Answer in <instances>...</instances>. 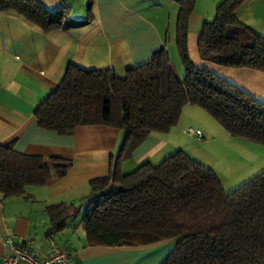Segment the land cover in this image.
Here are the masks:
<instances>
[{"label": "trees", "instance_id": "16d2710c", "mask_svg": "<svg viewBox=\"0 0 264 264\" xmlns=\"http://www.w3.org/2000/svg\"><path fill=\"white\" fill-rule=\"evenodd\" d=\"M174 1L183 77L174 72L166 45L123 77L110 67L70 64L57 88L36 107L35 117L40 127L59 134L93 124L125 132L108 174L89 181L91 191L80 217L88 244L127 246L173 238L174 247L160 264H264V170L229 192L214 170L181 148L156 164L144 162L128 173L121 170L130 151L149 133L168 132L187 104L204 109L230 136L264 144V101L194 64L187 37L196 0ZM243 2L217 4L214 17L201 24L198 50L220 65L264 72V34L238 19L236 11ZM91 4L89 0L88 12ZM8 11L45 32L90 21L88 15L72 23L66 20L69 5L49 9L43 0H0V12ZM51 160L57 163L18 152L12 142L0 143L1 196L22 195L30 186L66 174L70 164L57 157ZM80 206L46 205L48 231L63 229Z\"/></svg>", "mask_w": 264, "mask_h": 264}, {"label": "crops", "instance_id": "0c3cea01", "mask_svg": "<svg viewBox=\"0 0 264 264\" xmlns=\"http://www.w3.org/2000/svg\"><path fill=\"white\" fill-rule=\"evenodd\" d=\"M90 1L88 12L89 0H43L49 9L69 5L66 20L72 23L90 18L84 25L48 32L15 12H0V143L12 142L16 151L42 156L49 164L57 163L53 157L70 164L66 174L43 186H30L22 195L0 194V264L10 252L5 236L17 243L29 241L39 258L64 250L77 264H160L175 244L173 238L127 246L88 244L80 217L91 191L89 181L108 174L125 132L93 124L59 134L40 127L35 117L36 107L57 88L70 64L110 67L123 77L128 69L149 61L154 51L166 45V33L178 9L173 0ZM198 1L188 23L190 58L195 65L207 67L264 101L263 71L220 65L200 55L197 40L201 24L214 17L221 0H209L201 10ZM163 5L171 7L166 10ZM76 7L81 18L73 14ZM236 15L264 34V0H244ZM174 130L149 133L122 161V172H131L144 162L156 164L172 149L185 150ZM59 202L81 205L80 212L68 218L63 229L48 231L51 222L45 206Z\"/></svg>", "mask_w": 264, "mask_h": 264}, {"label": "rangeland", "instance_id": "374dc122", "mask_svg": "<svg viewBox=\"0 0 264 264\" xmlns=\"http://www.w3.org/2000/svg\"><path fill=\"white\" fill-rule=\"evenodd\" d=\"M208 1L199 0L197 8L200 10L206 8L205 4ZM172 3L176 2L173 0ZM170 7L163 5V9L166 10L170 9ZM77 9L78 7L75 8L73 14L81 18L77 13ZM175 21L174 17L173 24L166 34L165 43L172 68L176 75L181 78L184 75V69L174 37ZM187 109H191V111L187 112ZM189 126L199 128L203 132L204 138L199 139L194 135H189L186 132ZM173 129H175L177 141L181 144L180 147H186L185 150L183 149L186 153L214 170L225 192L235 189L255 174L264 170V144L229 136L222 125L199 106L185 105ZM173 247L174 244L170 251Z\"/></svg>", "mask_w": 264, "mask_h": 264}, {"label": "built area", "instance_id": "2783aa9c", "mask_svg": "<svg viewBox=\"0 0 264 264\" xmlns=\"http://www.w3.org/2000/svg\"><path fill=\"white\" fill-rule=\"evenodd\" d=\"M186 132L201 139L204 137L199 128L187 127ZM4 244L9 253L3 258L1 264H77L64 250H55L44 258L37 257L31 250V243H17L10 236L4 237Z\"/></svg>", "mask_w": 264, "mask_h": 264}]
</instances>
